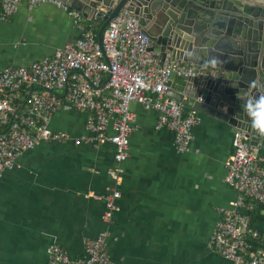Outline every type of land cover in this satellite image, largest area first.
<instances>
[{
	"label": "crops",
	"instance_id": "crops-1",
	"mask_svg": "<svg viewBox=\"0 0 264 264\" xmlns=\"http://www.w3.org/2000/svg\"><path fill=\"white\" fill-rule=\"evenodd\" d=\"M86 18L94 29L102 23ZM81 34L56 3L22 0L13 16L0 18V72L41 59ZM16 97L23 100L25 91ZM130 109L135 120L119 184L109 172L114 144H75L72 138L86 132V112L69 104L54 112L50 127L71 138L42 140L6 169L0 178V264H50L47 248L56 242L80 258L85 240L105 229L117 264H233L208 245L219 208L238 196L225 181V161L235 150L233 126L198 111L191 147L181 152L171 129L156 128V110L136 100ZM258 148L264 159V135ZM109 185L120 197L108 224L105 201L94 195ZM257 228L264 231V223Z\"/></svg>",
	"mask_w": 264,
	"mask_h": 264
},
{
	"label": "built area",
	"instance_id": "built-area-1",
	"mask_svg": "<svg viewBox=\"0 0 264 264\" xmlns=\"http://www.w3.org/2000/svg\"><path fill=\"white\" fill-rule=\"evenodd\" d=\"M21 1L1 0L0 18L13 16ZM26 1L30 6L56 3L75 19L82 34L41 59L0 72V178L16 164L20 154L40 141L71 138L68 132L50 127L54 112L67 104L86 112V132L72 138L75 144H114L115 165L109 172L116 184L121 181L122 163L129 155L135 120L130 109L132 100L158 112L156 128L171 129L179 151L190 149L199 112L195 108L185 110V103L169 94V82L174 76L207 73V66L169 56L163 60L159 52L150 49L149 33L127 5L110 21L100 43L98 32L87 25L86 16L64 1ZM21 91L26 93L23 100L16 97ZM233 144L234 153L225 161V181L238 196L219 208L221 218L208 245L233 264H264V231L250 224L249 214L259 206L264 215V159L258 144H252L243 129L235 132ZM94 196L104 199L103 220L109 224L119 209V188L109 185L103 195ZM109 234L105 229L87 238L85 254L80 258H72L65 247L52 243L47 248L49 262L117 264L108 251Z\"/></svg>",
	"mask_w": 264,
	"mask_h": 264
},
{
	"label": "water",
	"instance_id": "water-1",
	"mask_svg": "<svg viewBox=\"0 0 264 264\" xmlns=\"http://www.w3.org/2000/svg\"><path fill=\"white\" fill-rule=\"evenodd\" d=\"M86 17L102 23L98 41L120 9L138 17L151 39L150 49L163 60L195 62L207 73L176 77L172 96L246 131L252 144L262 134L254 130L237 96L264 94V0H63ZM211 70H215L212 72Z\"/></svg>",
	"mask_w": 264,
	"mask_h": 264
},
{
	"label": "clouds",
	"instance_id": "clouds-1",
	"mask_svg": "<svg viewBox=\"0 0 264 264\" xmlns=\"http://www.w3.org/2000/svg\"><path fill=\"white\" fill-rule=\"evenodd\" d=\"M240 107L250 126L264 135V94L239 95Z\"/></svg>",
	"mask_w": 264,
	"mask_h": 264
},
{
	"label": "trees",
	"instance_id": "trees-1",
	"mask_svg": "<svg viewBox=\"0 0 264 264\" xmlns=\"http://www.w3.org/2000/svg\"><path fill=\"white\" fill-rule=\"evenodd\" d=\"M100 24L95 27L96 32H98ZM251 216L250 224L257 227V225L264 223V215L261 213V207L257 206L256 208L249 211ZM256 242H258L256 240ZM258 243H256L257 245Z\"/></svg>",
	"mask_w": 264,
	"mask_h": 264
}]
</instances>
